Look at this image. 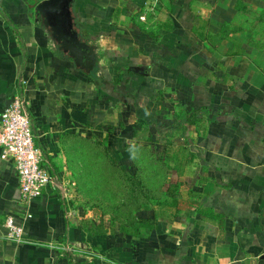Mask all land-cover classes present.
I'll return each instance as SVG.
<instances>
[{
  "label": "crops",
  "instance_id": "obj_1",
  "mask_svg": "<svg viewBox=\"0 0 264 264\" xmlns=\"http://www.w3.org/2000/svg\"><path fill=\"white\" fill-rule=\"evenodd\" d=\"M39 1L0 0V113L21 90L50 175L24 206L0 159V264H264V0H74L90 73ZM117 168L146 206L116 207Z\"/></svg>",
  "mask_w": 264,
  "mask_h": 264
},
{
  "label": "built area",
  "instance_id": "obj_2",
  "mask_svg": "<svg viewBox=\"0 0 264 264\" xmlns=\"http://www.w3.org/2000/svg\"><path fill=\"white\" fill-rule=\"evenodd\" d=\"M0 159L14 165L20 202L24 206L50 181V175L42 165V150L35 142L33 119L21 90L13 94L10 103L0 113ZM28 216L30 214L24 213V217ZM3 224L9 241L15 244L25 241L22 220L17 221L14 214H8Z\"/></svg>",
  "mask_w": 264,
  "mask_h": 264
},
{
  "label": "water",
  "instance_id": "obj_3",
  "mask_svg": "<svg viewBox=\"0 0 264 264\" xmlns=\"http://www.w3.org/2000/svg\"><path fill=\"white\" fill-rule=\"evenodd\" d=\"M74 0H40L34 7L35 20L46 28L59 50L74 64L90 73L96 65L94 46L80 37L74 27ZM264 259V253L261 255Z\"/></svg>",
  "mask_w": 264,
  "mask_h": 264
},
{
  "label": "trees",
  "instance_id": "obj_4",
  "mask_svg": "<svg viewBox=\"0 0 264 264\" xmlns=\"http://www.w3.org/2000/svg\"><path fill=\"white\" fill-rule=\"evenodd\" d=\"M112 172V171H111ZM105 173V177L108 179L110 178H114V184H115V188L118 190L119 193L121 194H129L131 193L130 197L131 200H127V201H122V202H118L119 204L116 205V207L118 206H124L126 204H133V208L134 207H141L144 206L146 203V198H148L149 196L151 197L152 194H154V192L156 191L157 188L150 187L147 186L143 183V177L137 174L134 175H128L125 174L124 172H122L121 170H119L117 168L116 172L111 173L108 170H104L102 171V175ZM153 188V190H152ZM143 198V199H142ZM145 198V199H144ZM146 206V205H145ZM135 218V217H134ZM147 226V224H143L139 221H132L131 223V231H128V233H130L131 235H137L138 229L141 226Z\"/></svg>",
  "mask_w": 264,
  "mask_h": 264
}]
</instances>
